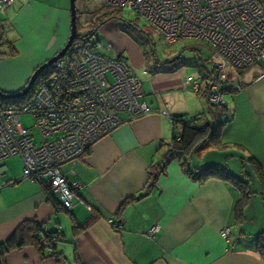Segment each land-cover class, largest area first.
I'll list each match as a JSON object with an SVG mask.
<instances>
[{
    "label": "crops",
    "instance_id": "1",
    "mask_svg": "<svg viewBox=\"0 0 264 264\" xmlns=\"http://www.w3.org/2000/svg\"><path fill=\"white\" fill-rule=\"evenodd\" d=\"M69 6L70 0H16L0 10L2 52L9 46L15 52L0 56L2 92L22 89L32 72L63 47ZM94 31L104 41L101 52L127 57L140 80L141 99L151 111L123 121L73 166H62L67 180L79 184L82 200L69 209L58 207L37 182L22 178L21 164L11 172L9 158L2 161L0 242L25 220L42 225L41 236L45 231L60 233L55 255L41 258L27 245L6 253L3 264H264L256 248L264 235V78L256 79L264 61L237 70L224 85L217 140L200 146L188 160L195 171L215 167L230 176L197 181L173 159L140 195L174 133L168 116H205L199 99L203 95L190 89L182 67L154 65L146 70L140 48L115 19L108 18ZM8 180L14 183L7 185ZM238 181L247 184L246 195ZM114 222L120 223L119 229ZM153 224L159 229L150 237L147 231ZM224 226L229 227V241L220 236Z\"/></svg>",
    "mask_w": 264,
    "mask_h": 264
},
{
    "label": "built area",
    "instance_id": "2",
    "mask_svg": "<svg viewBox=\"0 0 264 264\" xmlns=\"http://www.w3.org/2000/svg\"><path fill=\"white\" fill-rule=\"evenodd\" d=\"M104 1L114 9L145 19L160 34L163 44L187 38L209 45L207 62L212 74L208 81L191 76L185 80L194 93H202L216 107L225 104L223 87L237 70L264 61V0ZM15 2L0 0V10ZM97 45L90 36L77 37L37 76L25 101L18 105L0 103V175L2 161L17 156L22 178L37 182L62 209L82 203L79 184L67 180L62 166H73L98 138L123 121L151 111L141 99V83L132 67L123 57L110 58L96 52ZM261 78L264 67L256 77ZM161 113L168 116L165 110ZM22 116L31 119L38 142L31 127L23 125ZM168 119L175 127L173 117ZM174 131L178 138L180 128ZM113 226L119 229L120 223ZM158 229L159 225L153 224L147 234L153 237ZM219 233L225 241L230 240L228 226ZM59 238L58 231H45L41 238L45 251H52Z\"/></svg>",
    "mask_w": 264,
    "mask_h": 264
},
{
    "label": "rangeland",
    "instance_id": "3",
    "mask_svg": "<svg viewBox=\"0 0 264 264\" xmlns=\"http://www.w3.org/2000/svg\"><path fill=\"white\" fill-rule=\"evenodd\" d=\"M75 9L77 37L85 38L91 34V38L98 41L95 51L111 58V56L101 52V48L103 49L105 44L103 45L104 41L100 37L99 32L94 31V24L104 15L113 11L114 8L107 5L104 0H75ZM113 19H115L119 30L126 36L133 38L136 45L140 48L144 57L143 65L146 67V70L154 65L162 67L164 65L174 64L176 67L184 68L185 75L198 78L199 80L203 78L202 76H205L204 74H207L203 79L205 80L204 82L208 81L211 71L209 62L206 61L211 54V47L209 45L187 38L172 45L163 44L160 34L145 19L131 15V13L125 10H120L119 17ZM1 46L0 52H2ZM121 56L135 71L127 57L124 55ZM187 76H185V79ZM224 97L225 95L223 94V99H225ZM199 99L202 101V108L205 110V120L208 123L212 122L213 125H216L218 118L216 117L213 120L215 106L210 104L204 95L199 97ZM21 121L23 125L31 127L34 140L38 142L39 135L35 128L32 127L31 119L28 116H22ZM20 164L17 156L9 157L7 161L8 169L11 172H16V169L20 168Z\"/></svg>",
    "mask_w": 264,
    "mask_h": 264
},
{
    "label": "trees",
    "instance_id": "4",
    "mask_svg": "<svg viewBox=\"0 0 264 264\" xmlns=\"http://www.w3.org/2000/svg\"><path fill=\"white\" fill-rule=\"evenodd\" d=\"M119 15L120 10L114 9L113 11L100 18L97 23L94 24V26L96 27L100 25L108 18H118ZM14 53V50L9 46L8 52H0V56L13 55ZM33 87L34 85L32 86L29 94L26 96L13 99L0 98V103L3 105H18L29 97L30 93H32L31 91H33ZM224 109V105L216 107L213 120H215L216 117L220 119ZM172 117L175 121L174 128H180L178 138L176 137L174 131L170 142L166 145L167 149L165 153L161 156L159 163L155 166V169H153V171H150V182L147 186V189L144 190V192L140 193V195L147 193L148 189L154 186L157 176L161 172H163L166 164L173 159L177 160L182 166L183 170L197 181H203L209 176L215 175L225 178L230 176L229 173L225 170H221L215 167H204L202 169H199L198 171H195L191 169L188 164V160L200 146L204 145L205 143H215L219 132L220 122H217L216 125H213L212 122L208 123L205 120V116L203 114L194 115L188 119H182L181 115ZM238 184L242 194L246 195L248 193L247 184L241 181H238ZM50 199L52 202H54L53 197H50ZM54 205L58 206L56 202H54ZM42 230V225L38 224L34 220L22 221L7 239L0 242V264H3V257L6 253L12 250L20 249L27 245L34 246L40 254L41 258L55 255V246L52 247V251H45L44 244L41 241ZM257 240V251L262 256H264V235H260Z\"/></svg>",
    "mask_w": 264,
    "mask_h": 264
},
{
    "label": "water",
    "instance_id": "5",
    "mask_svg": "<svg viewBox=\"0 0 264 264\" xmlns=\"http://www.w3.org/2000/svg\"><path fill=\"white\" fill-rule=\"evenodd\" d=\"M69 12H70V28H69V35L67 37L66 43L63 45V47L52 57L48 58L46 61L41 63L30 75L27 83L25 86L20 89L17 92L14 93H5L0 90V98L4 99H13L17 97H22L26 95L30 88L33 86L35 79L37 76L44 71L47 67L50 66V64L55 61L57 58H59L65 51L66 49L70 46L72 41L77 38L76 30H77V25H76V9H75V4L74 0H70V6H69ZM91 36V34L89 35Z\"/></svg>",
    "mask_w": 264,
    "mask_h": 264
}]
</instances>
